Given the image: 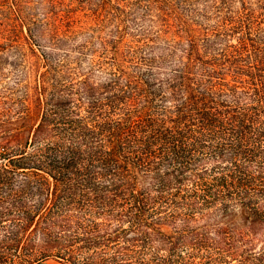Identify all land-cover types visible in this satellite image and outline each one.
Returning a JSON list of instances; mask_svg holds the SVG:
<instances>
[{
  "label": "trees",
  "instance_id": "trees-1",
  "mask_svg": "<svg viewBox=\"0 0 264 264\" xmlns=\"http://www.w3.org/2000/svg\"><path fill=\"white\" fill-rule=\"evenodd\" d=\"M147 1L0 10V264H264V0Z\"/></svg>",
  "mask_w": 264,
  "mask_h": 264
},
{
  "label": "rangeland",
  "instance_id": "rangeland-1",
  "mask_svg": "<svg viewBox=\"0 0 264 264\" xmlns=\"http://www.w3.org/2000/svg\"><path fill=\"white\" fill-rule=\"evenodd\" d=\"M150 3L147 0H0V10H22L25 13L33 14L31 21L25 26L33 30L41 27L45 22V12H72L74 25L72 27L74 34H85L87 37L95 34L93 30L98 27V21L95 13L104 10L124 9L130 12H139L145 10ZM110 27L107 29L109 30ZM29 43L39 46V42L29 38L26 40V48ZM27 49H25L26 51ZM30 64L24 56V49L19 46L6 45L0 43V93L4 92L6 87H14L15 90L25 89L31 78ZM5 248V238L0 234V252ZM115 250H110L108 257L114 255ZM94 253L89 251L86 257H92ZM41 264H59L54 260H48ZM126 264H132L130 261Z\"/></svg>",
  "mask_w": 264,
  "mask_h": 264
}]
</instances>
